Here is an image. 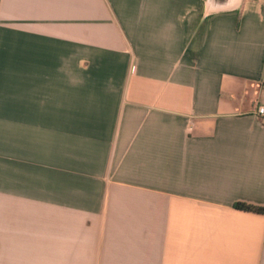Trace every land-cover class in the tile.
Listing matches in <instances>:
<instances>
[{
    "label": "crops",
    "instance_id": "crops-1",
    "mask_svg": "<svg viewBox=\"0 0 264 264\" xmlns=\"http://www.w3.org/2000/svg\"><path fill=\"white\" fill-rule=\"evenodd\" d=\"M0 0V264H264V0Z\"/></svg>",
    "mask_w": 264,
    "mask_h": 264
},
{
    "label": "water",
    "instance_id": "water-1",
    "mask_svg": "<svg viewBox=\"0 0 264 264\" xmlns=\"http://www.w3.org/2000/svg\"><path fill=\"white\" fill-rule=\"evenodd\" d=\"M240 0H207V9L209 12H222L233 9Z\"/></svg>",
    "mask_w": 264,
    "mask_h": 264
},
{
    "label": "trees",
    "instance_id": "trees-1",
    "mask_svg": "<svg viewBox=\"0 0 264 264\" xmlns=\"http://www.w3.org/2000/svg\"><path fill=\"white\" fill-rule=\"evenodd\" d=\"M235 208L246 212H252V213L264 215V207H260V206H254L247 203H237L235 205Z\"/></svg>",
    "mask_w": 264,
    "mask_h": 264
},
{
    "label": "built area",
    "instance_id": "built-area-1",
    "mask_svg": "<svg viewBox=\"0 0 264 264\" xmlns=\"http://www.w3.org/2000/svg\"><path fill=\"white\" fill-rule=\"evenodd\" d=\"M255 114L260 118L264 119V104H260L255 109Z\"/></svg>",
    "mask_w": 264,
    "mask_h": 264
}]
</instances>
